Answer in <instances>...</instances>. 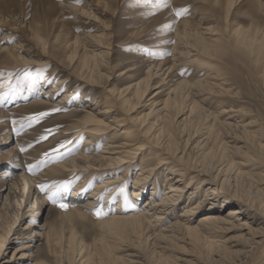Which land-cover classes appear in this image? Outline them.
Listing matches in <instances>:
<instances>
[{
	"label": "rangeland",
	"instance_id": "rangeland-1",
	"mask_svg": "<svg viewBox=\"0 0 264 264\" xmlns=\"http://www.w3.org/2000/svg\"><path fill=\"white\" fill-rule=\"evenodd\" d=\"M180 9L186 11L177 16L176 10ZM185 26L193 28V31L210 27L218 33L221 48L211 56L213 60L195 53L180 62L172 60L176 49L183 50L179 42ZM257 29L262 32L261 37L264 34V14L258 11L255 0H236L232 5L229 0H81L80 3L75 0H0V47L7 48V51L0 52V172L7 170L13 174L6 176L5 182H0V234L6 232L15 219L18 221L16 233L10 240L16 239L3 249L0 264H71L68 256L64 261L61 258L71 234L89 246L88 256L92 264H108L106 253L92 252L95 242L102 239L99 223L103 216V196L101 206L89 211L86 218H71L68 213L73 204L68 197L81 179L77 175L64 173L37 181L23 206L17 202L23 192L18 190L13 194L9 181L21 173L35 178L49 166L79 154L85 136L76 151L55 162L52 160L58 155L53 150L62 143L71 141L67 148L76 147L81 137L76 136L77 130L86 116L83 111L89 105L103 106L110 92L119 95L117 103H121L130 98L128 89L137 81L149 83L152 89L139 105L134 107L136 102L133 101L126 103V109L122 111L125 119L144 118L150 112L152 102L159 110L168 98L165 88L178 84L187 87L203 78L208 68L214 69L220 77L228 80V88L232 90L230 95L222 98L201 91L200 97L178 100V109L164 120L163 125L170 129L172 138L179 141V147L174 145L179 151L198 144L200 153L209 156L210 164L225 161L245 170L243 162L251 168L254 165L252 152L243 154L244 150H238L241 145H230L236 146L231 149L235 154L228 155L225 149V142L231 141L226 138L227 134L242 138L240 132L223 129L213 117L230 120L219 113L230 107L242 108L247 116L236 118V122L240 121V126L254 122L264 135V49L262 54L258 51L249 53L238 45L242 32L254 33ZM92 57H97L101 63L98 80L101 84L87 85L80 80L85 61ZM157 63L163 72L168 71L172 64L174 69L165 77L160 75L161 72L156 73L161 71L155 65ZM150 69L155 74L152 80L147 77ZM29 71L33 77L39 73L43 78H25V72ZM51 88L58 89L52 96H46V91ZM66 94L68 100L65 104L59 103ZM194 103L202 109L190 114ZM56 104L60 107L56 108ZM41 113L48 114L28 127L29 118ZM157 114L152 115L150 121L158 119ZM230 121L237 124L235 119ZM22 124L25 125L23 128ZM102 147L100 145L98 150H103ZM67 148H61L59 154ZM155 157L146 153L139 157V161L151 159L154 162ZM32 164L40 166L29 171L28 166ZM136 172L127 174L129 183ZM122 173V170L117 171L116 177ZM69 181L72 182L71 188L63 192L62 199L56 203L49 199L55 187L41 190V185L59 186ZM163 181L161 178L157 182L161 190L158 199L163 197ZM97 184V180L87 181L79 204ZM152 186L149 183L147 187ZM122 190L129 200L127 207L135 208L130 186ZM35 196L45 198L39 212L33 208ZM149 197L148 189L142 202L145 203ZM8 201L12 202L9 210L6 209ZM60 203L67 207L62 208ZM116 204L115 200L112 206ZM97 211L102 215L97 216ZM17 213L21 214L19 218ZM29 223L37 226L31 227L32 233L26 234L24 229ZM108 243L104 245L113 246ZM28 245L32 247L23 248Z\"/></svg>",
	"mask_w": 264,
	"mask_h": 264
},
{
	"label": "bare ground",
	"instance_id": "bare-ground-1",
	"mask_svg": "<svg viewBox=\"0 0 264 264\" xmlns=\"http://www.w3.org/2000/svg\"><path fill=\"white\" fill-rule=\"evenodd\" d=\"M234 1L236 0H229V4L232 5ZM255 3L258 11L264 14V0H255ZM192 29L184 27L179 42L183 50L176 49L172 60L180 62L192 56V53L213 60L211 56H215V52L221 48L218 33L210 27L196 31ZM261 33L258 29L254 33L242 32L238 37V45L249 53L258 51L262 54L264 34L260 37ZM5 51L7 48L0 47V52ZM262 57L264 59V54ZM100 64L97 57L85 61L80 80L87 85L101 84L98 81L101 76ZM155 65L160 68L158 63ZM161 68L156 73L161 72L160 75L167 77L174 65L169 66L166 72ZM154 76L150 69L147 77L152 80ZM165 80L166 78L163 79L164 82ZM229 86L228 80L220 77L214 69L208 68L203 78L187 87L185 84H178L165 88L168 98L161 108L157 110L154 107L156 103L152 102L150 112L138 119H125L122 111L126 109V103L136 102L133 105L135 107L146 99L147 93L152 89L149 83L135 82L128 89L130 98L121 103H117L119 95L110 92L111 95L103 106L89 105L83 111L86 116L80 122L76 135L86 137L81 152L63 163L49 166L35 178L24 173L14 175V180L9 181L12 185L11 192H23L17 200L19 206H23L30 189L37 181L64 173L77 175L81 179L68 197L73 204L68 216L84 219L89 211L103 204V216L99 223L102 239L101 242H95L92 252L106 253L108 264H264V135L261 129L254 122L242 126L238 123L240 121L236 122V118L243 119L247 116L242 108L230 107L219 113L220 116L235 119L237 124L231 122V119H220L215 115L213 117L214 122L223 129L239 131L242 135L241 138L227 134L226 138L231 140L225 142L228 155L235 154L231 149L236 146L233 148L230 145H241L238 150H244L243 154L252 152L254 165L250 168L247 163L242 162V167L246 168L243 170L233 164L228 165L225 161L210 164L207 160L209 156L200 153L201 147L198 144H191L187 150L179 151V148L174 147H179V141L174 140L170 129L163 125L164 120L178 109V100L200 97L201 91L223 98L230 95L232 90ZM57 89L47 90L46 96H52ZM67 100L66 94L59 103L65 104ZM55 107L60 106L56 104ZM201 109V106L194 103L190 114ZM154 114L159 118L150 121ZM188 142L189 139L185 143L188 145ZM100 145H103L101 151L98 150ZM146 153L156 156L154 162L151 159L139 161V157ZM8 155L9 153L6 156ZM248 167L250 169L247 170ZM119 170L123 173L116 177ZM132 171L137 172L129 183L126 177ZM8 175L13 174L7 170L0 172V182H5ZM161 178H164L161 186L164 193L158 199L161 190L157 182ZM94 180L98 184L79 204L82 189L87 181ZM99 180L102 181L98 182ZM149 183H152V188L147 187ZM127 186H130L131 199L136 205L133 209L127 207L129 200L122 190ZM148 189L150 197L143 203ZM102 196L103 202L100 201ZM115 200L117 204L113 207ZM44 202V197L35 196L33 208L39 212ZM11 207L12 202L8 201L6 209ZM177 211L180 213L177 214ZM20 215L17 213L16 217L19 218ZM17 222L15 219L8 224L6 232L0 234V255L5 246L16 239L10 240L16 233ZM36 226L29 223L24 231L30 234V228ZM106 242L113 246L104 245ZM30 247L32 246L28 245L23 248ZM89 249L86 243L71 234L61 258L64 261L68 256L71 264H92L88 256Z\"/></svg>",
	"mask_w": 264,
	"mask_h": 264
},
{
	"label": "snow or ice",
	"instance_id": "snow-or-ice-1",
	"mask_svg": "<svg viewBox=\"0 0 264 264\" xmlns=\"http://www.w3.org/2000/svg\"><path fill=\"white\" fill-rule=\"evenodd\" d=\"M76 3H80L81 0H75ZM186 10L185 9H180V10H176V15L177 16H180V15H183L184 12ZM25 78H43L41 74H37V77H33L32 73L29 71V72H25ZM61 109H54L53 111H60ZM48 113H41L39 114V116H32L30 117V123L27 125L28 127H31L32 126V123L34 122H38L40 117H43L45 115H47ZM15 123V121L13 122ZM25 125H21V128H23ZM46 138V137H45ZM84 140V137L81 136L79 138V141L77 142L76 144V147L75 148H67V144L71 143V141L69 142H65V143H62L59 148L57 149H54L53 151L57 152L58 155L55 156V157H52V160L55 162L56 160L58 159H62L64 156L66 155H70L72 152L76 151L79 146H80V143H82ZM61 148H67V150L63 153V154H59V151ZM26 149H21V151H25ZM47 155V154H46ZM48 161H42L41 163H47ZM40 166V164H32V165H29L28 166V170L29 171H33V169L35 168H38ZM71 184L72 182L69 181V182H65L64 184H61L59 186H49V185H41V190L42 191H47L50 187H55V191H53L51 193V195H49V199L52 200L53 203H56L58 199H62V193L63 192H67L70 188H71ZM60 206L63 208V207H67V205H65L64 203H60ZM97 216H100L102 215V213L100 211H97L96 213Z\"/></svg>",
	"mask_w": 264,
	"mask_h": 264
}]
</instances>
